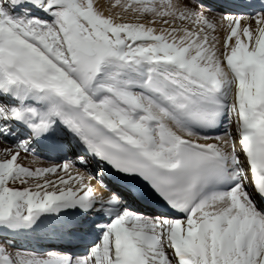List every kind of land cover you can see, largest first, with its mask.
I'll return each mask as SVG.
<instances>
[{
    "label": "snow or ice",
    "instance_id": "obj_1",
    "mask_svg": "<svg viewBox=\"0 0 264 264\" xmlns=\"http://www.w3.org/2000/svg\"><path fill=\"white\" fill-rule=\"evenodd\" d=\"M0 264H264V0H0Z\"/></svg>",
    "mask_w": 264,
    "mask_h": 264
}]
</instances>
